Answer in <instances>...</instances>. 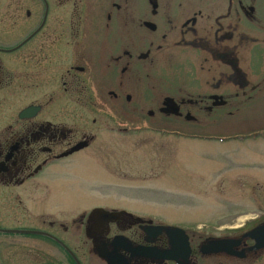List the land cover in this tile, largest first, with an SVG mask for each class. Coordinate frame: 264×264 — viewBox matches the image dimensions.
<instances>
[{"label": "flooded vegetation", "instance_id": "1", "mask_svg": "<svg viewBox=\"0 0 264 264\" xmlns=\"http://www.w3.org/2000/svg\"><path fill=\"white\" fill-rule=\"evenodd\" d=\"M263 1L0 0V264H264L250 236L264 211L212 234L107 204L65 208L49 171L95 147L102 125L129 130V109L176 127L264 93L242 57L259 42L246 30L264 32ZM181 62L190 73L161 74Z\"/></svg>", "mask_w": 264, "mask_h": 264}, {"label": "rangeland", "instance_id": "2", "mask_svg": "<svg viewBox=\"0 0 264 264\" xmlns=\"http://www.w3.org/2000/svg\"><path fill=\"white\" fill-rule=\"evenodd\" d=\"M260 7L264 29V1ZM245 34L259 42L247 44L244 69L264 79V32ZM189 68L181 62L161 74L174 79ZM239 105L198 111L176 127L151 126L147 109L127 110L121 121L129 130L102 125L95 147L49 169L52 202L128 208L204 233L241 226L264 211V93Z\"/></svg>", "mask_w": 264, "mask_h": 264}, {"label": "water", "instance_id": "3", "mask_svg": "<svg viewBox=\"0 0 264 264\" xmlns=\"http://www.w3.org/2000/svg\"><path fill=\"white\" fill-rule=\"evenodd\" d=\"M171 113L178 114V109H172ZM82 147H83V145L76 146L68 154H72V153L80 150ZM98 211H101V210H98ZM175 231H177V233H178V231L184 232V230L180 229V228H176ZM16 232L22 233V234H41L40 232H37V231H16ZM250 236L256 240V242L258 244L257 246H264V225L253 230L250 233Z\"/></svg>", "mask_w": 264, "mask_h": 264}]
</instances>
